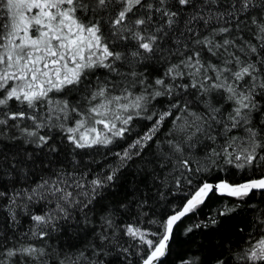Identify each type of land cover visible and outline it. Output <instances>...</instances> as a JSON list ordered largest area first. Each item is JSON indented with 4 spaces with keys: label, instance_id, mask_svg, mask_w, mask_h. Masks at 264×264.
Here are the masks:
<instances>
[{
    "label": "snow or ice",
    "instance_id": "obj_1",
    "mask_svg": "<svg viewBox=\"0 0 264 264\" xmlns=\"http://www.w3.org/2000/svg\"><path fill=\"white\" fill-rule=\"evenodd\" d=\"M173 257L264 264V0H0V264Z\"/></svg>",
    "mask_w": 264,
    "mask_h": 264
},
{
    "label": "trees",
    "instance_id": "obj_2",
    "mask_svg": "<svg viewBox=\"0 0 264 264\" xmlns=\"http://www.w3.org/2000/svg\"><path fill=\"white\" fill-rule=\"evenodd\" d=\"M137 131H140L139 126H137ZM99 159V157H98ZM231 180H239L240 179V174H237L234 177H229ZM226 201V198H222L219 196H213L212 199L208 202L207 206L201 209V213H200V217L202 218L205 214L211 213L213 212L216 208L221 207L222 202ZM259 201V195H257L256 197H254L253 202ZM157 212H161L163 211V208H157L156 209ZM244 211H248L247 209H245ZM244 217L236 215L234 219H232L231 221H229L228 225H226L225 227H231L232 225H240L243 223ZM190 221H185V223H189ZM184 225L182 224L180 226V232L183 231ZM199 235V234H198ZM215 235L218 234H212L211 236H208L207 239L211 240L215 237ZM234 238V237H233ZM188 247V241L185 240V238L183 236L178 235V239L176 242V250L182 251L184 249H186ZM174 259L171 258L169 260V264H172V260ZM118 264V262H117Z\"/></svg>",
    "mask_w": 264,
    "mask_h": 264
}]
</instances>
